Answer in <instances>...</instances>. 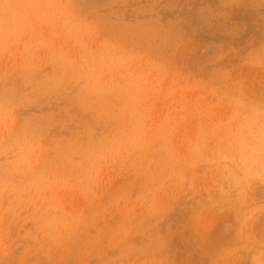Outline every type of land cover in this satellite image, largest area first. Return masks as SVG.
<instances>
[{
	"label": "rangeland",
	"instance_id": "1",
	"mask_svg": "<svg viewBox=\"0 0 264 264\" xmlns=\"http://www.w3.org/2000/svg\"><path fill=\"white\" fill-rule=\"evenodd\" d=\"M26 263L264 264V0H0V264Z\"/></svg>",
	"mask_w": 264,
	"mask_h": 264
},
{
	"label": "bare ground",
	"instance_id": "2",
	"mask_svg": "<svg viewBox=\"0 0 264 264\" xmlns=\"http://www.w3.org/2000/svg\"><path fill=\"white\" fill-rule=\"evenodd\" d=\"M237 1H239V0H237ZM201 7H202V6H201ZM199 8H200V7H199ZM203 8H204V7H203ZM209 9H210V8H209ZM207 10H208V9H207ZM209 13H210V12H209ZM213 15H214V14H213ZM208 17H209V16H208ZM209 18H210V17H209ZM237 27H239V26H237ZM232 28H233V26H232ZM234 28H235V26H234ZM234 28H233V29H234ZM174 35H175V34H174ZM4 248H5V247H3V251H4ZM5 249H6V248H5ZM15 249H16V248H15ZM16 250H17V249H16ZM3 253H4V252H3ZM1 255H2V253H1ZM28 257H29V256H28ZM2 259H3V258H2ZM43 261H44V260H43ZM52 263H53V262H52ZM26 264H27V263H26Z\"/></svg>",
	"mask_w": 264,
	"mask_h": 264
}]
</instances>
